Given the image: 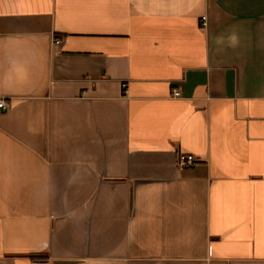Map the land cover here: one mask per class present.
<instances>
[{"label":"crops","instance_id":"0c3cea01","mask_svg":"<svg viewBox=\"0 0 264 264\" xmlns=\"http://www.w3.org/2000/svg\"><path fill=\"white\" fill-rule=\"evenodd\" d=\"M0 98V264H264V0H0Z\"/></svg>","mask_w":264,"mask_h":264},{"label":"built area","instance_id":"2783aa9c","mask_svg":"<svg viewBox=\"0 0 264 264\" xmlns=\"http://www.w3.org/2000/svg\"><path fill=\"white\" fill-rule=\"evenodd\" d=\"M203 26H207V17H203ZM62 43V39H55L54 45L59 46ZM174 97H179L180 92L178 90H174L173 92ZM9 108V103L6 99L0 98V111H6ZM198 164V160L192 154H180L178 157V166L180 168H189L194 167Z\"/></svg>","mask_w":264,"mask_h":264}]
</instances>
